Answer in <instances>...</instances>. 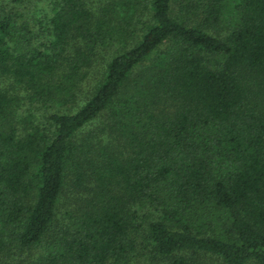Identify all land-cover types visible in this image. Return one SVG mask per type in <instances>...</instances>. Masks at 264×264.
Wrapping results in <instances>:
<instances>
[{
	"label": "trees",
	"instance_id": "trees-1",
	"mask_svg": "<svg viewBox=\"0 0 264 264\" xmlns=\"http://www.w3.org/2000/svg\"><path fill=\"white\" fill-rule=\"evenodd\" d=\"M204 255L264 264V0H0V264Z\"/></svg>",
	"mask_w": 264,
	"mask_h": 264
},
{
	"label": "rangeland",
	"instance_id": "rangeland-1",
	"mask_svg": "<svg viewBox=\"0 0 264 264\" xmlns=\"http://www.w3.org/2000/svg\"><path fill=\"white\" fill-rule=\"evenodd\" d=\"M42 10V8H41ZM201 264H219V262H216L212 259H210L208 256L204 255L200 258Z\"/></svg>",
	"mask_w": 264,
	"mask_h": 264
}]
</instances>
